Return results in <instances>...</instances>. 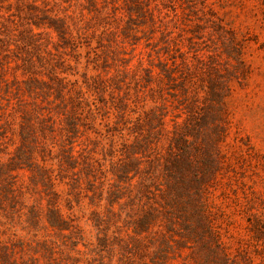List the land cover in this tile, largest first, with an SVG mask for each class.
I'll return each instance as SVG.
<instances>
[{
  "label": "rangeland",
  "instance_id": "1",
  "mask_svg": "<svg viewBox=\"0 0 264 264\" xmlns=\"http://www.w3.org/2000/svg\"><path fill=\"white\" fill-rule=\"evenodd\" d=\"M0 264H264V0H0Z\"/></svg>",
  "mask_w": 264,
  "mask_h": 264
},
{
  "label": "trees",
  "instance_id": "2",
  "mask_svg": "<svg viewBox=\"0 0 264 264\" xmlns=\"http://www.w3.org/2000/svg\"><path fill=\"white\" fill-rule=\"evenodd\" d=\"M57 222H58V221H54V222L52 221L51 224H52L53 226H57V224H58Z\"/></svg>",
  "mask_w": 264,
  "mask_h": 264
}]
</instances>
